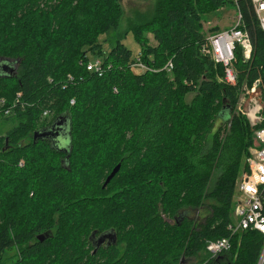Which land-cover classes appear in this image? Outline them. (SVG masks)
<instances>
[{"label": "trees", "instance_id": "1", "mask_svg": "<svg viewBox=\"0 0 264 264\" xmlns=\"http://www.w3.org/2000/svg\"><path fill=\"white\" fill-rule=\"evenodd\" d=\"M228 4L156 0L119 31L121 0H0V122H14L0 127V264H182L224 237L230 250L201 263L257 264L264 234L229 225L254 142L235 112L238 90L245 79L264 86V30L251 0H239L254 54L245 61L238 48V84L220 81L223 65L200 49L202 19ZM130 31L137 52L124 42ZM139 56L174 67L141 72ZM92 57L99 71L87 68ZM57 119L59 135L35 141ZM203 207V221L188 214ZM110 230L116 243L94 252L92 234Z\"/></svg>", "mask_w": 264, "mask_h": 264}, {"label": "built area", "instance_id": "2", "mask_svg": "<svg viewBox=\"0 0 264 264\" xmlns=\"http://www.w3.org/2000/svg\"><path fill=\"white\" fill-rule=\"evenodd\" d=\"M237 9V18L230 29L210 33L206 41L201 45L202 54L209 56L216 64L223 65V75L219 78L229 85L236 86L239 79L237 68V49L241 50L243 59L249 61L253 58L255 44L253 37L245 26L243 13L239 0H234ZM251 5L257 15L259 26L264 30V0H251ZM134 67L141 71H171L174 67L173 60H169L163 68H152L144 63L140 56L133 63ZM87 68L99 71L101 61L98 58L91 59ZM2 104L5 100H1ZM74 103V101H72ZM235 112L247 118L254 132V142L249 149V155L245 159L246 168L237 178L239 196L236 204V220L229 225L233 233L245 230H257L264 234V86L261 78L252 82L245 79L238 90V99ZM5 114H11V109L5 110ZM49 111L44 112V117ZM232 242L224 237L211 240L207 243V251L212 258L230 250ZM257 264H264V244L262 246Z\"/></svg>", "mask_w": 264, "mask_h": 264}, {"label": "rangeland", "instance_id": "3", "mask_svg": "<svg viewBox=\"0 0 264 264\" xmlns=\"http://www.w3.org/2000/svg\"><path fill=\"white\" fill-rule=\"evenodd\" d=\"M121 3L123 5L124 9V16L122 17V20L120 22V29L119 31H123L127 29L132 21H137V16L140 14V12L143 13H150L152 12L156 0H121ZM237 18V9L234 5L228 4L224 7H221L215 11H212L210 13L203 15V30L207 34L216 32L215 29L218 27L217 30H226L230 29ZM220 28V29H219ZM149 37L151 39V43L155 44L156 40L153 38V35L150 33ZM117 39V32L114 30L109 31L108 33L102 35L100 37V41L103 43L104 49L109 50L111 48V45L115 43V40ZM124 42L134 51L137 52L140 48V44L135 40L133 33L130 31V33L124 38ZM96 57H92V59H95ZM4 65L10 66L11 69H14V65H10L8 62H4ZM194 93H189L187 96L188 100H191ZM52 112H49L48 118H51ZM14 122L9 121L2 125L0 122L1 129L4 128V131L8 130L12 127ZM3 127V128H2ZM5 131V132H6ZM3 132V131H2ZM59 142L60 139H57ZM104 186V185H103ZM238 196H239V190L238 185H236L235 188V195H234V202H233V221L236 220V204L238 202ZM188 214L191 217H196L198 220L203 221L204 218L209 214L208 207H203L201 209H189ZM44 234V233H43ZM42 235V234H41ZM15 254V250L8 251L6 253V258H9L10 256H13ZM211 255V254H210ZM209 256L207 252H201L199 256L193 257L190 259H187L186 261L182 262V264H203L201 263L202 259ZM219 257V255L217 256ZM216 257V258H217Z\"/></svg>", "mask_w": 264, "mask_h": 264}, {"label": "water", "instance_id": "4", "mask_svg": "<svg viewBox=\"0 0 264 264\" xmlns=\"http://www.w3.org/2000/svg\"><path fill=\"white\" fill-rule=\"evenodd\" d=\"M5 67H8L9 70H13L11 69L8 65L5 64ZM64 122L61 121L60 119H57L53 125H51L49 128H44V129H40L34 132V137H35V141L36 139H38V137L40 138H47L50 136H58L59 135V130L62 127V124ZM121 168V163H118L115 168L112 170V172L109 174V176L107 177L105 183H104V187H106L109 182L112 180V178L119 172ZM38 238L40 240H43L44 238V234L39 235ZM95 238V241L93 240ZM92 242L95 246L94 252H96L98 250V248L105 242H107V245H110L111 243H116L117 241V236L116 233L114 232V230H110L107 232H104L100 235H96V233L94 232L91 236ZM226 264H231L230 262L226 263Z\"/></svg>", "mask_w": 264, "mask_h": 264}, {"label": "flooded vegetation", "instance_id": "5", "mask_svg": "<svg viewBox=\"0 0 264 264\" xmlns=\"http://www.w3.org/2000/svg\"><path fill=\"white\" fill-rule=\"evenodd\" d=\"M95 241V238L93 239ZM108 241H105L102 245L107 244Z\"/></svg>", "mask_w": 264, "mask_h": 264}, {"label": "crops", "instance_id": "6", "mask_svg": "<svg viewBox=\"0 0 264 264\" xmlns=\"http://www.w3.org/2000/svg\"><path fill=\"white\" fill-rule=\"evenodd\" d=\"M216 29H218V27H217ZM216 29H215V31H220V30H216ZM219 29H220V28H219ZM207 35H208V34H207Z\"/></svg>", "mask_w": 264, "mask_h": 264}, {"label": "bare ground", "instance_id": "7", "mask_svg": "<svg viewBox=\"0 0 264 264\" xmlns=\"http://www.w3.org/2000/svg\"><path fill=\"white\" fill-rule=\"evenodd\" d=\"M264 236V235H263Z\"/></svg>", "mask_w": 264, "mask_h": 264}]
</instances>
